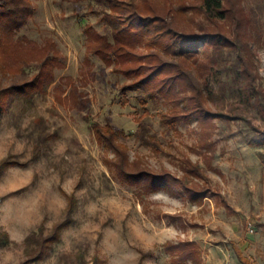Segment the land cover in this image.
<instances>
[{"label":"rangeland","instance_id":"rangeland-1","mask_svg":"<svg viewBox=\"0 0 264 264\" xmlns=\"http://www.w3.org/2000/svg\"><path fill=\"white\" fill-rule=\"evenodd\" d=\"M30 3L27 23L0 38V264H23L26 236L40 228L57 235L62 222L59 241L50 237L33 264H240L234 247L264 264L258 134L246 121H219L204 138L196 121L167 126L152 115L145 124L155 146L146 144L135 134L143 112L136 79L93 53L84 33L86 25L108 32L107 6ZM244 3L257 19L264 76V0ZM254 121L264 130V119ZM95 122L119 132L97 136ZM187 159L203 168L202 178L190 176L209 191L202 202L179 187L142 186L154 174L184 177Z\"/></svg>","mask_w":264,"mask_h":264},{"label":"trees","instance_id":"trees-1","mask_svg":"<svg viewBox=\"0 0 264 264\" xmlns=\"http://www.w3.org/2000/svg\"><path fill=\"white\" fill-rule=\"evenodd\" d=\"M100 1L110 10L102 16L108 32L97 33L86 25L84 33L88 43L94 44L93 53L113 64L115 72L136 79L133 84L140 91L136 99L143 108L136 116L139 139L155 146L156 135L145 120L157 115L167 126L196 121L204 138L218 128L219 121L243 120L258 134L257 144L264 142V130L254 121L255 116L264 119V76L254 33L258 25L244 0ZM33 12L30 0H0V38L17 32ZM158 106L162 108L153 112ZM93 125L102 138L111 139L119 132L109 123ZM249 143L254 145V139ZM186 162L184 177L154 174L142 186L150 190L179 187L191 200L202 202L209 191L195 185L190 176L202 178L203 168L190 159ZM65 225L57 226L58 234ZM43 235L40 228L26 236L24 248L30 259L23 264L39 262L50 237L59 241L56 232L48 238ZM187 244L175 248L183 251ZM234 251L240 264H252L242 250L234 247Z\"/></svg>","mask_w":264,"mask_h":264},{"label":"built area","instance_id":"built-area-1","mask_svg":"<svg viewBox=\"0 0 264 264\" xmlns=\"http://www.w3.org/2000/svg\"><path fill=\"white\" fill-rule=\"evenodd\" d=\"M253 230V229H252ZM228 264V263H227Z\"/></svg>","mask_w":264,"mask_h":264}]
</instances>
